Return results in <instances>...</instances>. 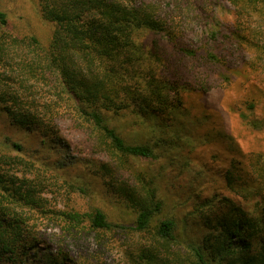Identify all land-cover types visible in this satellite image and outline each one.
I'll list each match as a JSON object with an SVG mask.
<instances>
[{"label": "trees", "instance_id": "obj_1", "mask_svg": "<svg viewBox=\"0 0 264 264\" xmlns=\"http://www.w3.org/2000/svg\"><path fill=\"white\" fill-rule=\"evenodd\" d=\"M37 2L38 20L47 26L43 38L28 31L30 15L20 17L27 31L11 30L0 7V111L12 124L41 133L43 145L67 123L85 155L78 161L84 171L36 162L21 144L8 137L1 142L0 264H27L32 257L37 264H69L63 245L52 251L35 234L42 216L60 222L61 242L78 244L93 234L98 260L107 233L118 232L123 235L113 242H126L123 264H264L262 153L244 164L231 139L225 148L236 154L216 174L230 192L201 198L192 190L178 203L164 195L166 164L156 172L140 164L158 157L168 130L185 116L176 97L182 89L208 90L210 77L229 84L247 68L262 79L264 99V0ZM221 11L232 12L231 25ZM245 104L249 124L264 128V108L259 117L256 99ZM116 119L150 123L152 137L127 140ZM206 127L207 140L223 136ZM97 182L135 214L133 221H111L100 206L54 209L45 196L97 194ZM190 224L195 233L188 232ZM41 241L46 247L40 255L35 246Z\"/></svg>", "mask_w": 264, "mask_h": 264}, {"label": "rangeland", "instance_id": "obj_2", "mask_svg": "<svg viewBox=\"0 0 264 264\" xmlns=\"http://www.w3.org/2000/svg\"><path fill=\"white\" fill-rule=\"evenodd\" d=\"M37 0H0V7L7 11L10 16L11 30H21V15L28 16V31L36 32L41 38L46 36L47 26L38 20ZM224 21L231 25L234 21L232 12L221 11ZM15 28V29H14ZM31 32V31H30ZM211 76V75H210ZM210 89L204 90L199 87H188L182 89L178 96L181 99L180 110L185 116L179 117L174 123L173 129L168 130L169 142L157 147L158 157L155 160H141L140 164L149 166L152 171H157L160 163L167 166L162 172L164 195L171 203L182 202L186 199L187 192L194 191L201 198L209 197L218 191L229 193L224 190L226 185L222 178L216 174L222 169L226 170L232 157L236 154L225 147H229L231 139L238 144L241 160L244 164H249L250 157L258 153L264 155V128H254L245 118V101L256 99L258 107L256 114L261 117L264 108V99L261 94L262 79L252 73L249 69L243 68L233 77L232 83H219L218 78L210 77ZM249 113V111H248ZM194 119L195 121H193ZM119 131L127 140L137 137L141 141H146L152 137L153 128L150 123L133 125L128 121H114ZM219 129L223 135L215 139L204 138V130L207 125ZM206 131V130H205ZM165 132L163 135H166ZM226 135V136H225ZM9 138L22 145V152L29 158L41 162L47 160L50 163L68 165L71 174L84 171L82 164L85 155L80 152L77 146V137L69 131L67 123L61 126V135L57 138L48 137L43 145L42 134L34 129H28L12 124L3 112L0 111V144ZM79 140V139H78ZM174 142L176 144H170ZM207 141V142H206ZM67 146V147H66ZM225 149L226 151H224ZM223 151V152H221ZM216 155V158L214 157ZM216 159V160H215ZM171 161H173L171 163ZM203 171V172H202ZM198 173V174H195ZM98 185L97 194L82 195L71 194L70 196L55 195L46 193L45 196L52 202L54 209H69L72 205L80 211H85L90 206H100L108 218L114 222L129 223L133 221L135 214L123 209L118 202L108 198ZM188 203V202H186ZM184 211L187 210V207ZM182 209V208H181ZM55 211V210H54ZM36 222L35 234L46 240L52 251L60 243L69 252V264H123L125 259L126 242H113L114 239L122 236L118 232L107 233V243L103 246V259L96 257L99 245L93 240V234L86 233L78 244L60 239L65 236L61 226L54 218L43 217ZM190 233H195L193 225L188 226ZM192 230V232H191ZM194 231V232H193ZM36 253L42 254L46 244L36 243ZM33 249V248H32ZM33 256V255H32ZM27 264H37L36 261ZM9 264H12L11 261ZM14 264H21L19 261Z\"/></svg>", "mask_w": 264, "mask_h": 264}]
</instances>
